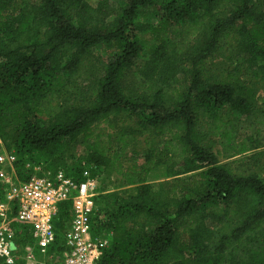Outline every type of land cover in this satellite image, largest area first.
Here are the masks:
<instances>
[{
    "label": "trees",
    "instance_id": "16d2710c",
    "mask_svg": "<svg viewBox=\"0 0 264 264\" xmlns=\"http://www.w3.org/2000/svg\"><path fill=\"white\" fill-rule=\"evenodd\" d=\"M259 88L264 0H0L2 146L22 181L114 174L95 198L99 264H264ZM68 218L65 202L56 244Z\"/></svg>",
    "mask_w": 264,
    "mask_h": 264
},
{
    "label": "built area",
    "instance_id": "2783aa9c",
    "mask_svg": "<svg viewBox=\"0 0 264 264\" xmlns=\"http://www.w3.org/2000/svg\"><path fill=\"white\" fill-rule=\"evenodd\" d=\"M15 160L0 139V264H99L101 243L91 234L100 187L96 177L85 169L76 180L57 170L22 181ZM65 202L69 218L56 244L54 220ZM23 235L33 243L22 244Z\"/></svg>",
    "mask_w": 264,
    "mask_h": 264
},
{
    "label": "rangeland",
    "instance_id": "374dc122",
    "mask_svg": "<svg viewBox=\"0 0 264 264\" xmlns=\"http://www.w3.org/2000/svg\"><path fill=\"white\" fill-rule=\"evenodd\" d=\"M95 0H91V2H93ZM108 2L110 3L111 6H116L119 3V0H108ZM149 20L155 22L156 19L155 17H149ZM90 64H88L87 66H85V68L87 69V74L94 76L96 74V72L98 70L101 71V68L103 69V67L105 66V64L107 63V51L105 50V48H99L91 57H90ZM143 59H139L137 62L136 66H139L143 63ZM135 67V66H134ZM133 67V68H134ZM125 86H130L131 82L130 79L128 77H126L125 82H124ZM264 98V91L262 88H259V102H261ZM83 155H85V146L82 143H78L76 146V154H75V159H79L81 158ZM43 169L41 166H39V171ZM258 171L263 174V170L261 168L258 169ZM94 177H96L99 186L102 187L106 186V188H112L114 186V184L111 182L114 180V174L108 169H103L98 175H95ZM148 181L150 182H158V181H162L164 179H166L165 177V169L163 165H159L156 166L155 168H153L151 170V172L148 175ZM120 190L125 191V192H134L135 187L134 186H126L124 188H120ZM41 260V258H38ZM38 264V263H37Z\"/></svg>",
    "mask_w": 264,
    "mask_h": 264
}]
</instances>
